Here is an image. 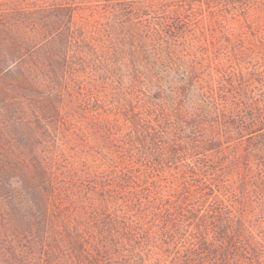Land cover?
<instances>
[{
    "label": "trees",
    "instance_id": "trees-1",
    "mask_svg": "<svg viewBox=\"0 0 264 264\" xmlns=\"http://www.w3.org/2000/svg\"><path fill=\"white\" fill-rule=\"evenodd\" d=\"M100 2L112 5L106 25L78 15L98 11ZM164 2L0 0V264H264V90H250L230 72L205 80L188 9ZM101 70L113 83L128 74L132 88L141 79L166 83L167 99L183 102L177 118L162 112L154 132L150 119L139 118L130 139L118 135V120L76 133L72 119L97 95ZM193 85L203 104L190 115L184 105ZM179 123L194 136L184 140ZM260 133L246 152L219 147ZM39 136L64 148L32 154L28 145ZM156 149L175 162L197 153L209 167L215 161L206 150L213 149L221 163L209 172L213 180L236 174L230 166L246 159L242 190L235 193L233 184L231 203L217 198L190 209L149 199L133 184H147L154 172L135 171L130 161L138 155L151 166ZM252 212L258 226L246 219Z\"/></svg>",
    "mask_w": 264,
    "mask_h": 264
},
{
    "label": "rangeland",
    "instance_id": "rangeland-1",
    "mask_svg": "<svg viewBox=\"0 0 264 264\" xmlns=\"http://www.w3.org/2000/svg\"><path fill=\"white\" fill-rule=\"evenodd\" d=\"M56 1L60 3L66 2L67 0ZM162 2L165 3L164 0ZM176 2L179 6L184 3L185 6L183 5V9H188L186 13L189 14L196 38V42L193 45V53L203 58V77L205 80L207 78L206 74L210 73H212L216 80H219L220 75L224 72L235 73L238 76H243L245 82L251 83L250 90L263 92L264 0H176ZM99 5L98 11L89 8L78 13V15L86 17L88 21L97 26L100 25V22L106 25L108 22V17L106 16L112 10V5L109 7L103 4V2H100ZM128 77V74H124L119 83H113V78H110L106 71H100V79L96 81L100 86L95 87L98 92L97 95L81 102L80 116H75L72 119L80 127L76 133L84 131L85 129L91 132L92 128L101 130L99 125L103 121L114 122L118 120L120 126L118 135L121 138L130 139L133 138V124H136L139 118L150 119L154 123V126L157 127L155 129L153 128V132L158 129L159 121H163V118L160 116L162 112L167 116L177 118V112L183 102L167 99L166 94L169 92L166 83H158L149 78L141 79L132 88L131 81ZM74 87L76 89L77 86ZM189 96L192 98V101L187 102V106L184 105V108L189 110L191 115L195 113L196 107L203 104V102L198 97L197 87L195 85H193ZM199 102L200 104H197ZM116 104L121 105L120 111L113 109V106ZM63 113L71 123L70 115L65 114L66 107H64ZM132 113L136 114L134 118H132ZM172 119L175 120L174 118ZM179 127L180 130H177V132L182 135L184 140H188L190 136H194L186 125L179 123ZM221 127L223 128L224 125ZM211 129L208 130L211 131ZM208 130L200 131V133H207ZM96 135L99 140L103 142L105 140L108 141V138L101 131L96 133ZM262 135L263 133H260L251 138H249L250 136L248 138L247 136H233V140L231 139L228 143H219V147L223 151L229 152L234 150V145H236L240 153H243L246 152L245 149L251 142H259L258 140ZM26 136L24 135V139H27ZM44 138L45 136H39L38 139L40 142H37L35 145H28L32 154L40 153V157H43L47 155L48 150L56 153L64 148L61 147L60 142L56 144L50 138L45 142ZM93 143L97 145L96 142L93 141ZM106 148L111 147L107 146ZM69 150L68 148L67 153L70 156L73 151ZM212 150H206L207 154L203 151L202 153L214 159L215 165L212 167L218 170L217 168L221 166V163L217 162L218 158L216 156L218 154L212 153ZM106 151V149L103 150L104 153ZM153 153L154 155L150 154L148 156L152 161L151 166L142 165L141 161L143 159L140 156H132L130 163L133 165L132 167L135 171L141 168L145 171V167H149L150 171L154 172V175L149 179L147 184L144 185V181L141 180V186L137 187L138 180H136V185L133 184L135 186L134 188H143L141 194L144 196L149 195V199L156 197L158 198L156 201L161 203L168 199L179 204L188 205L189 209L193 206L199 208L200 205L204 207L211 206V203L217 198L231 203L228 201L230 197H233V191L239 194L242 190V187H240L242 176L240 174L244 175L245 171L249 168V162L245 159L243 162L241 161L235 165L233 163L230 166V170L234 168L238 175L230 173L219 177L221 181L219 178L213 180L211 174H209L212 170V167H209L210 162L201 160L200 155L197 153H190L183 160L176 162L175 160L171 161L169 158L172 155L165 157L161 154L160 150L158 151L156 149ZM128 158H130V155L127 156ZM204 164L208 165V171L205 170L206 165ZM252 164L255 172L258 171L257 166L254 163ZM144 173L147 174L146 172ZM183 184H186L187 190L184 189ZM233 184L234 189L232 191ZM241 196L240 194L237 199L235 197L233 198L237 200L233 201L236 210L240 208L239 201L242 200ZM256 212L247 213L248 217L246 216V219L250 218L258 226L259 218L255 215ZM192 218L196 221V217L192 216ZM250 229H253L255 233L259 231L253 225Z\"/></svg>",
    "mask_w": 264,
    "mask_h": 264
}]
</instances>
